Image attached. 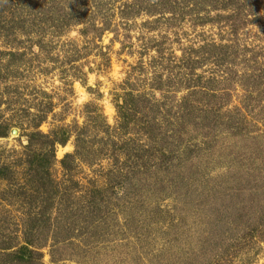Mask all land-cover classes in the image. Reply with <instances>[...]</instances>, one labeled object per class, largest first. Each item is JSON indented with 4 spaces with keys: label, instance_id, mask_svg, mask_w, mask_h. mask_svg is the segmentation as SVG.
I'll return each mask as SVG.
<instances>
[{
    "label": "rangeland",
    "instance_id": "obj_1",
    "mask_svg": "<svg viewBox=\"0 0 264 264\" xmlns=\"http://www.w3.org/2000/svg\"><path fill=\"white\" fill-rule=\"evenodd\" d=\"M92 1L0 0V68L14 60L0 83V121L15 127L0 138V163L23 152L37 114L46 118L44 134L83 128L91 104L114 135L113 94L124 89L159 107L164 139L152 156L142 154L150 146L145 138L133 136L144 158L135 162L114 146L100 147L101 132L88 123L97 157L90 165L75 161L71 173L61 161L75 153V138L58 146L50 177L62 195L33 264H264V0H171L181 14L174 24L168 15L141 13L126 26L117 10L119 29L101 36L76 24L94 22L82 7ZM56 4L63 19L55 17ZM213 46L226 55L210 54ZM184 99L194 123L176 127L187 113ZM6 190L0 183V195ZM0 208L5 234L21 236L29 208ZM235 216L261 224L232 245L247 233ZM226 245L230 253L218 263Z\"/></svg>",
    "mask_w": 264,
    "mask_h": 264
},
{
    "label": "trees",
    "instance_id": "obj_2",
    "mask_svg": "<svg viewBox=\"0 0 264 264\" xmlns=\"http://www.w3.org/2000/svg\"><path fill=\"white\" fill-rule=\"evenodd\" d=\"M154 1L152 0L145 6L137 0H93L90 4H83L82 7L84 8V15H94V22H81V19L85 18H79L76 24L84 23L85 26L89 24L86 26L85 32L93 30L101 36L106 32L119 29V24H116L113 19L117 10H119L120 18L127 21L126 26L141 13L153 17L155 14H161V18H165L164 16L168 15L166 21L173 24L181 16L177 11L176 5L171 0ZM59 5L64 9H68L67 12L73 11L62 4ZM108 6L111 7L110 11L107 10ZM24 9L29 11L31 7L27 6ZM53 9L55 17L63 19V12H60L58 4L54 5ZM74 16L75 13L72 19ZM97 16H100V26L95 23ZM201 19L203 18L199 20ZM43 47L44 45L41 46V49ZM213 48L210 47L209 53H215L216 56H218V50L219 55L226 50L222 46H213ZM1 54L3 52H0ZM6 54H9L10 58L17 57L16 53L8 52ZM224 54L226 55V51ZM7 62L3 69L0 68V83L5 80L4 77H8L6 70L13 67L14 64V60L10 61L9 59ZM190 64L191 62H188L184 65L189 67ZM161 87L158 85L153 86L154 89H162ZM178 88L179 86H177ZM113 96L114 106L118 114L115 128L117 133L115 132L114 135L110 136L108 134L111 127L108 126L100 110L91 104L85 106L84 115L89 120L86 123L87 126L85 125L83 128L63 126L51 131L49 134H44L39 131V128L46 118L37 114V116H33L34 120L29 123V129L25 132L27 145L23 147V152L12 163L10 161L0 163V183L5 184L7 189L0 195V204L12 205V202H14L15 206L29 208V212L24 213L26 217L24 221L26 222H23L22 225H20L21 222L19 224V227L22 226L19 230L21 236H16L13 240L5 234V227H8V224L7 219L3 218L2 208H0V261L2 260L6 264H33L36 259L40 260L42 258L39 250L45 247V244L39 243L41 240L40 236L43 235L44 227L51 220V215L48 216L51 206L56 204V201L60 200L62 195L59 187L53 185L54 181L52 182L50 177V167L56 161V149L58 146H66L72 137L75 138V153L67 155L61 161L66 173L72 172L73 167L71 165L77 160L89 165L92 164V161L97 157V151L95 152L87 141L90 137L87 136L88 123L94 130L101 132L100 135L96 136V138L100 139V145L103 144L100 147L114 146L125 154L126 160L135 159V162H142L144 159L142 154L150 152L152 156L157 155L155 154L159 151L157 147H161L160 145L163 143L161 139H164L160 130L161 122L157 118L158 115L155 114V112H158L159 107L157 105L151 106L147 98L135 95L130 89H124L121 94L114 93ZM188 102L190 101L184 99V104L187 108L185 112L187 113L184 116H180L177 119L180 124L174 122V126H182L185 122L194 123L190 120L192 111L191 107L188 106ZM94 109L96 113L91 112ZM13 128L15 127L11 126L7 120L0 121V138H7L12 133ZM73 129L76 130L72 132ZM133 136L143 137L146 143H149V148L143 150L142 154L139 150V145H134ZM137 167L140 166L137 165ZM88 199L90 203L93 200V198ZM246 217L235 216V220H240L245 226L242 232L245 231L247 233L230 242L232 245L244 238L253 237L257 230L253 226L261 224V220L259 218L256 220V217L255 222L248 224L251 219L246 221ZM212 231L218 237V240H220V236L222 238L219 228L212 229ZM30 232L31 238L28 237ZM223 240L224 236L221 241ZM231 247L226 245L222 250H219V256L216 258L218 263L221 262L227 253H230ZM236 247L238 245L234 248Z\"/></svg>",
    "mask_w": 264,
    "mask_h": 264
},
{
    "label": "water",
    "instance_id": "obj_3",
    "mask_svg": "<svg viewBox=\"0 0 264 264\" xmlns=\"http://www.w3.org/2000/svg\"><path fill=\"white\" fill-rule=\"evenodd\" d=\"M13 134H16V131H14Z\"/></svg>",
    "mask_w": 264,
    "mask_h": 264
}]
</instances>
